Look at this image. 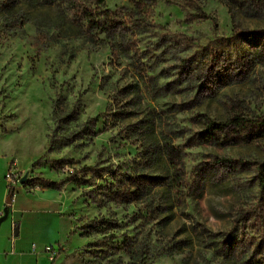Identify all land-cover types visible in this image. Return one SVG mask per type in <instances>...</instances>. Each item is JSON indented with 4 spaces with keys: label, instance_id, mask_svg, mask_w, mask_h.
<instances>
[{
    "label": "rangeland",
    "instance_id": "rangeland-1",
    "mask_svg": "<svg viewBox=\"0 0 264 264\" xmlns=\"http://www.w3.org/2000/svg\"><path fill=\"white\" fill-rule=\"evenodd\" d=\"M144 1L131 26L130 0H0V167L22 204L48 206L18 215L19 247L38 264H264V138L202 137L208 119L264 117V12ZM89 13L106 43L82 32ZM163 139L188 179L174 215L161 189L158 210L114 196L129 174L165 175Z\"/></svg>",
    "mask_w": 264,
    "mask_h": 264
},
{
    "label": "trees",
    "instance_id": "trees-1",
    "mask_svg": "<svg viewBox=\"0 0 264 264\" xmlns=\"http://www.w3.org/2000/svg\"><path fill=\"white\" fill-rule=\"evenodd\" d=\"M103 2L104 0H100ZM237 2V5L240 9H243L251 16H258L261 12H264V3L262 0H233ZM131 13H130V23L131 26L136 25L137 15H134V12L139 13L140 11L145 10V1L144 0H130ZM106 14H113V10L106 9ZM87 11H85L86 13ZM87 26L85 29H82V32L85 35H89V37H96V39H102L104 43L107 42V39L104 37H100L98 32H102L106 29L108 36L113 35L111 32V27L108 24H100L99 19H96L91 13L85 14ZM82 25V24H81ZM130 26V27H131ZM137 26V25H136ZM118 40V39H117ZM114 46V44H113ZM59 100H55L54 107V115L56 118V123H58L61 118L60 110H59ZM101 117V114L95 116L93 118V124L96 125ZM206 123V127L202 132V137L205 141H209L210 143L217 145H227V144H236L241 141H245L247 139H255L259 136V139L264 138V117H260L257 119L243 117L240 114L234 115L230 117L224 122L216 121L213 119H208ZM151 143V142H150ZM159 143V153L163 154L166 158V173L165 175L157 176V175H148L145 173H139L135 175H127L125 181H117V189L114 192V196L118 200H123V198L131 199L133 201L143 200L144 198H148L150 204L154 209H159L161 207L159 196H157V191L160 189L166 193L167 202L165 207L168 208V213H172L174 215L176 210H183L182 203L185 199L183 195L186 192V175L182 174L181 171L184 172V162L180 161L178 155L166 139H163L162 144ZM151 145V144H150ZM163 150V151H162ZM260 184L262 186V191L264 189V176L260 174ZM34 186H40L42 188H55L58 184L54 181L45 179V178H37ZM159 189V190H157ZM156 191V192H155ZM10 199L13 198V189L11 188L9 191ZM157 199V200H156ZM185 203V202H184ZM263 210V207H261ZM92 232H102L103 227L101 225H97L90 228ZM91 231L87 230L85 235H88Z\"/></svg>",
    "mask_w": 264,
    "mask_h": 264
},
{
    "label": "crops",
    "instance_id": "crops-1",
    "mask_svg": "<svg viewBox=\"0 0 264 264\" xmlns=\"http://www.w3.org/2000/svg\"><path fill=\"white\" fill-rule=\"evenodd\" d=\"M5 172V167H0V264H38L37 259L29 258V254L19 247L18 237L21 235L22 223L17 220L18 215L37 214L36 209L48 206L40 202L37 207L36 204L33 205L32 199H27L26 204H22L18 195L11 201ZM34 223L38 229L45 227L37 220ZM17 227L18 235L15 234Z\"/></svg>",
    "mask_w": 264,
    "mask_h": 264
},
{
    "label": "built area",
    "instance_id": "built-area-1",
    "mask_svg": "<svg viewBox=\"0 0 264 264\" xmlns=\"http://www.w3.org/2000/svg\"><path fill=\"white\" fill-rule=\"evenodd\" d=\"M7 177L10 180H13L15 183L21 182V178L18 175L14 176L13 174H8ZM9 187H10V189L11 188L13 189V199H14L16 196L15 188L13 187V185H10ZM33 248L34 249L36 248V244H33ZM45 252L47 253V255L51 261H53L58 256V251L55 249V247L53 245H47L45 248Z\"/></svg>",
    "mask_w": 264,
    "mask_h": 264
},
{
    "label": "water",
    "instance_id": "water-1",
    "mask_svg": "<svg viewBox=\"0 0 264 264\" xmlns=\"http://www.w3.org/2000/svg\"><path fill=\"white\" fill-rule=\"evenodd\" d=\"M25 180H26V177L22 178L21 183H24ZM18 233H19V229H18V227H17V229H16V231H15V234L18 235Z\"/></svg>",
    "mask_w": 264,
    "mask_h": 264
}]
</instances>
